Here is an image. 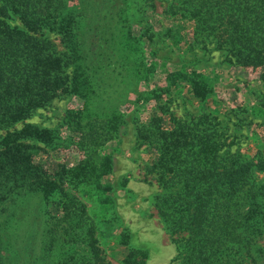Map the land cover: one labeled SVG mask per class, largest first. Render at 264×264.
Wrapping results in <instances>:
<instances>
[{
    "label": "trees",
    "instance_id": "trees-1",
    "mask_svg": "<svg viewBox=\"0 0 264 264\" xmlns=\"http://www.w3.org/2000/svg\"><path fill=\"white\" fill-rule=\"evenodd\" d=\"M86 1L0 0V213L6 201L25 194L42 197L47 215L43 237L84 247L76 259L54 264H112L98 244L85 204L71 190L84 186L90 196L109 200L113 159L106 144L128 115L123 108L136 101L126 99L127 94L135 92L140 79L149 82L154 71L127 42L129 0H99L102 8L94 6L88 13ZM167 11L182 34L172 37L175 45L183 40L188 48L211 45L224 51L227 62L258 73L264 85V0H171ZM8 16H15L21 27L9 25ZM88 16V30L109 33L103 50L93 44L97 36H89L86 46L80 41ZM43 29L59 34L65 50H58ZM164 81L157 89L168 95L179 82L200 99L211 89L206 74L183 67L167 71ZM62 93L78 100L66 112V139L52 129L14 127ZM154 97L158 102L149 115L136 120L134 144L147 154L142 180L157 186L153 205L176 244L171 264H250L245 254L251 256L253 240L264 227V178H258L264 174V153L251 157L232 150L217 114L180 118L158 94ZM31 138L39 144L26 141ZM54 147H74L82 157L49 171L40 154ZM2 243L0 233V252ZM146 258L145 251L134 250L127 262L145 264Z\"/></svg>",
    "mask_w": 264,
    "mask_h": 264
},
{
    "label": "rangeland",
    "instance_id": "rangeland-1",
    "mask_svg": "<svg viewBox=\"0 0 264 264\" xmlns=\"http://www.w3.org/2000/svg\"><path fill=\"white\" fill-rule=\"evenodd\" d=\"M170 1L129 0L131 38L127 42L135 47L138 54L143 55L149 68L153 67L154 71L149 82L144 83L140 79L135 92L127 94L126 99L136 101L132 106L122 107L128 115L114 138L106 144V152L113 159V168L107 179L110 182L106 191L109 200L90 196L84 186L71 190L85 204L95 225L98 244L112 264H130L127 259L134 250L147 253L145 264H171V259L177 253L176 244L153 205L154 195L159 190L155 184L142 180V164L147 154L144 147L136 148L134 144L136 120H143L149 115L158 102L155 94L160 96L162 102L166 101L169 110L180 118H189L202 112H209L212 116L217 114V121L227 136V142L232 141L234 144L230 147L232 150L239 149L251 157L256 153H264V85L258 73L227 62L224 51L214 49L211 45L188 48L184 40L175 45L172 37L179 38L182 34L177 20L167 11ZM94 6L101 9L103 5L99 0L86 1V13ZM5 20L11 26L21 27L15 16H8ZM91 25L88 16L80 29L82 45L86 46L91 40L89 36H97L100 39L93 42L94 46L105 49L107 44L103 40L105 34L109 36V33L103 29L101 33H93L88 30ZM187 26L190 27L191 23L188 22ZM41 32L55 43L58 50H65L59 34L46 29ZM185 39L189 41L187 34ZM179 67L187 72L196 70L206 74L211 89L205 98L191 96L185 82H179V88L173 89L170 95L157 89L158 85H164L166 72ZM66 70L69 73L71 67ZM112 83V87L121 89L117 88L118 83ZM77 104L78 100L71 93H62L23 121L15 123L14 127L30 124L52 129L62 139H66L70 135L64 125L66 112ZM26 141L38 143L35 138ZM37 156L36 159H39ZM40 157L50 171L57 163L74 165L82 154L74 147H54L48 148L47 154H40ZM258 178L263 179L264 174H258ZM54 206H50L53 213ZM2 207L0 233L3 243L0 253L3 264H54L65 257L74 260L81 255L84 248L82 243L63 241V238L48 240V235L43 237L46 233L44 229L42 232V228L47 215L44 214L46 203L42 197L25 194L16 200L6 201ZM8 242H15V245ZM252 245L251 256L245 254L244 261L264 264V227L255 236Z\"/></svg>",
    "mask_w": 264,
    "mask_h": 264
}]
</instances>
